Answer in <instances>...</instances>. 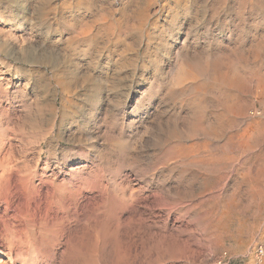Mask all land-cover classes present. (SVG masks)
Wrapping results in <instances>:
<instances>
[{"label": "rangeland", "instance_id": "374dc122", "mask_svg": "<svg viewBox=\"0 0 264 264\" xmlns=\"http://www.w3.org/2000/svg\"><path fill=\"white\" fill-rule=\"evenodd\" d=\"M6 174L0 264H254L264 0H0Z\"/></svg>", "mask_w": 264, "mask_h": 264}, {"label": "bare ground", "instance_id": "6f19581e", "mask_svg": "<svg viewBox=\"0 0 264 264\" xmlns=\"http://www.w3.org/2000/svg\"><path fill=\"white\" fill-rule=\"evenodd\" d=\"M22 176V175H21ZM21 176L19 175L17 178H16V182H20V179H21ZM14 182V183H16ZM12 187H13V183L11 182V177L9 174H6L5 176H0V200H4V201H8L9 197L12 195ZM20 236V235H19ZM18 237V236H17ZM14 238V237H13ZM15 242V241H14ZM18 243V242H17ZM24 243V244H23ZM30 244V243H28ZM27 243L25 242H21L20 245L21 246H29ZM12 245H16L14 244L12 241L10 242V246ZM19 245V244H18ZM18 247V246H17ZM41 248V244H40V247ZM44 248V247H43ZM28 249H30L28 247ZM12 252H15L16 253V256H22L24 254H27V251L26 249L23 250V249H15L14 247H11L10 249ZM44 252V251H43ZM48 252V251H47ZM42 253V250L41 252ZM44 254V253H43ZM46 254V253H45Z\"/></svg>", "mask_w": 264, "mask_h": 264}, {"label": "built area", "instance_id": "2783aa9c", "mask_svg": "<svg viewBox=\"0 0 264 264\" xmlns=\"http://www.w3.org/2000/svg\"><path fill=\"white\" fill-rule=\"evenodd\" d=\"M263 259H264V241H261L255 247L254 264H262Z\"/></svg>", "mask_w": 264, "mask_h": 264}]
</instances>
